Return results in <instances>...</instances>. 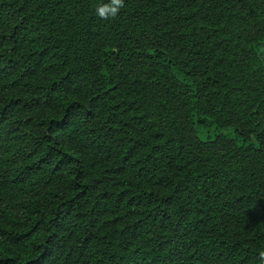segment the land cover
Returning a JSON list of instances; mask_svg holds the SVG:
<instances>
[{"label":"trees","instance_id":"1","mask_svg":"<svg viewBox=\"0 0 264 264\" xmlns=\"http://www.w3.org/2000/svg\"><path fill=\"white\" fill-rule=\"evenodd\" d=\"M0 0V264H264V0Z\"/></svg>","mask_w":264,"mask_h":264},{"label":"clouds","instance_id":"2","mask_svg":"<svg viewBox=\"0 0 264 264\" xmlns=\"http://www.w3.org/2000/svg\"><path fill=\"white\" fill-rule=\"evenodd\" d=\"M125 0H109V3L98 6L95 13L104 20L115 18L124 7ZM261 261H264V251L260 253Z\"/></svg>","mask_w":264,"mask_h":264}]
</instances>
